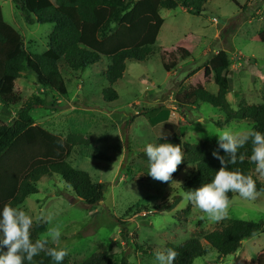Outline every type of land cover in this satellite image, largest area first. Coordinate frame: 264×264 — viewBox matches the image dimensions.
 I'll list each match as a JSON object with an SVG mask.
<instances>
[{"label": "rangeland", "instance_id": "1", "mask_svg": "<svg viewBox=\"0 0 264 264\" xmlns=\"http://www.w3.org/2000/svg\"><path fill=\"white\" fill-rule=\"evenodd\" d=\"M238 1L243 9L231 0H207L201 15L181 6L161 9L165 22L155 53L143 62L127 61L123 78L114 85L119 93L116 101L107 103L102 96L109 85L103 73L110 61L106 57L99 64L79 70L62 63L66 95L45 89L32 70L17 79L15 91L5 98L10 108L15 112L34 95L43 99L44 105L34 110L37 123L64 138L80 133L90 139L89 145L74 147L68 161L75 168L88 171L94 182L107 185L103 198L90 207L61 175L54 174L42 178L37 183L39 192L20 206L33 216L35 223L41 214L51 217V224L40 223L44 230L38 237L51 226L61 227L59 246L67 250L65 258L71 264H80L91 254L103 251L115 264H158L155 253L166 251L169 243L181 244L191 237L206 243L204 235L228 219L264 220L263 192L254 201L235 194L227 218L210 222L201 219L204 214L181 195V185L193 173V165H185L172 178L173 184L147 174L146 145H158L161 136L169 137L175 132L183 142H218L216 133L221 130H253L249 121L226 124L223 111L208 103L186 105L196 88L217 92L213 75H205V66L215 55L234 69L228 81L227 100L231 105L236 108L242 99L262 102L264 0ZM0 6L6 21L21 33L33 53L48 49L53 25L26 23L15 0H0ZM226 28L231 33H226ZM178 46L190 50L191 56L167 71L159 52ZM159 106L162 111L170 109L168 118L155 122L150 111L140 113L144 108ZM4 121L0 113V123ZM252 172L264 182L253 163ZM263 252L264 228L244 240L234 255L223 258L211 250L194 264H256Z\"/></svg>", "mask_w": 264, "mask_h": 264}, {"label": "trees", "instance_id": "2", "mask_svg": "<svg viewBox=\"0 0 264 264\" xmlns=\"http://www.w3.org/2000/svg\"><path fill=\"white\" fill-rule=\"evenodd\" d=\"M28 24H51L49 46L41 54L33 53L25 44L17 29L8 23L0 6V113L5 121L0 123V210L5 204L20 207L27 197L37 194V183L44 177L59 174L71 186L82 202L94 207L103 198L106 184L94 182L88 171L75 168L68 157L74 147L90 144V139L80 133L68 138L51 132L37 123L34 110L44 105V100L32 96L15 112L5 100L13 94L17 79L27 70H32L38 82L45 88L66 95L67 83L62 73L61 64L72 70L86 69L99 64L104 57L109 61L104 75L109 83L102 91L107 102L118 100L119 93L114 85L123 78L128 60L143 62L155 53L161 28L165 22L161 9L184 7L188 12L201 15L205 11L207 0H15ZM243 9L238 0H231ZM226 33H231L226 28ZM235 29L232 30L234 32ZM165 70H170L178 62L191 56L190 50L178 46L171 51L159 52ZM205 66V75H213L218 86L216 93L196 88L190 94L187 106L208 103L219 108L225 114V123L249 121L253 130L264 133V95L261 103H249L242 99L235 108L227 100L229 78L234 69L225 64L219 55H215ZM161 107L144 108L140 113L150 111L159 121L168 118L169 110ZM164 115H160V113ZM160 143L179 144L184 154L183 162L173 173L176 177L185 165L194 166L193 173L181 185L182 191H191L204 183L210 182L221 167L220 161L213 156V151L226 155L215 140L198 143L183 142L178 133L169 137H159ZM251 143L239 149L245 155L243 163L229 165L244 174L252 175L256 180L257 190L264 189L252 172ZM238 153V154H239ZM264 193V192H263ZM235 193H228L230 199ZM264 228V220L256 222L243 219H228L220 226L204 235V240L191 237L181 244L169 243L179 253L174 264H194L195 260L205 257L215 250L223 258L234 255L244 240L258 235ZM44 226L33 224L32 238L35 240L43 232ZM53 246V245H50ZM148 249H150L148 247ZM7 251L0 249V254ZM25 264H28L25 261ZM31 264H55L46 254L34 257ZM62 264H71L65 258ZM80 264H115L108 252H96ZM124 264H128L124 262ZM264 264V252L256 260Z\"/></svg>", "mask_w": 264, "mask_h": 264}, {"label": "clouds", "instance_id": "3", "mask_svg": "<svg viewBox=\"0 0 264 264\" xmlns=\"http://www.w3.org/2000/svg\"><path fill=\"white\" fill-rule=\"evenodd\" d=\"M216 135L219 148L226 153L220 155L219 151H213V156L220 161L221 167L210 182L181 193L185 202H190L194 208L204 214L201 219L210 222L227 218L229 209L235 202V198H229V192L249 201L256 200L264 192V189L257 190L256 180L252 175H246L239 169L229 167L244 162L245 155L239 153V149L250 142L252 147L251 155L248 157L249 162L255 165V172L264 177V133L257 130L234 132L224 129ZM145 151L149 166L147 174L154 180L173 184V173L184 160L179 144L149 143ZM36 222L51 224L52 221L50 216L41 214L36 217ZM33 224V216L23 208L9 204L3 206L0 210V249L6 248L7 251L0 254V264H25V261L31 264L34 257L41 253L49 256L55 264H62L68 252L59 246L61 227L51 226L43 235L33 240ZM178 255L177 251L169 248L166 251H157L155 259L158 264H174Z\"/></svg>", "mask_w": 264, "mask_h": 264}, {"label": "water", "instance_id": "4", "mask_svg": "<svg viewBox=\"0 0 264 264\" xmlns=\"http://www.w3.org/2000/svg\"><path fill=\"white\" fill-rule=\"evenodd\" d=\"M223 26V24H220V27H222ZM80 199V198H79Z\"/></svg>", "mask_w": 264, "mask_h": 264}]
</instances>
